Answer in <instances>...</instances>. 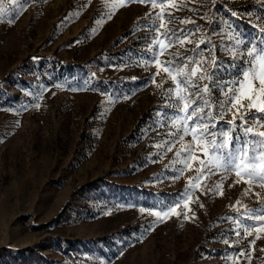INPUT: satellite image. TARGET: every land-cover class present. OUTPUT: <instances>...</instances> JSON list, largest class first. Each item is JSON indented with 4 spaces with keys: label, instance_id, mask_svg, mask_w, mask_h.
Wrapping results in <instances>:
<instances>
[{
    "label": "rangeland",
    "instance_id": "obj_1",
    "mask_svg": "<svg viewBox=\"0 0 264 264\" xmlns=\"http://www.w3.org/2000/svg\"><path fill=\"white\" fill-rule=\"evenodd\" d=\"M246 1L256 6L246 15L231 8ZM4 3L0 264H249L248 252H239L257 235L251 264H262L264 230L253 229L251 236L241 230L238 237L228 217L242 215L241 205L259 207L255 193L264 197V188L255 186L244 196L248 185L234 183L233 173L220 192L208 194L220 174L209 177L205 171L194 179L210 149L190 135L184 142H192L191 158L173 179L181 167L174 163L180 144L166 151V142L175 140L167 133L176 129L165 107L164 89L175 85L164 62L177 53L194 55L191 49L203 37L211 41L200 45L205 56L211 49L224 66L220 71H235L231 63L239 60L229 51L230 35H257L264 27V0H166L164 18L155 21L165 25L164 48L159 64L150 65L139 62L151 55L147 49L156 33L145 25L162 11L159 6L139 0H27L20 10ZM220 12L226 17H218ZM183 18L195 24H181ZM197 27L193 43L183 47H169L163 39L166 29ZM186 187L190 194L176 211L188 219L169 213L157 223L148 214Z\"/></svg>",
    "mask_w": 264,
    "mask_h": 264
},
{
    "label": "snow or ice",
    "instance_id": "obj_2",
    "mask_svg": "<svg viewBox=\"0 0 264 264\" xmlns=\"http://www.w3.org/2000/svg\"><path fill=\"white\" fill-rule=\"evenodd\" d=\"M25 2L27 0H7L8 4L20 10L23 9ZM128 2L132 3L136 0H128ZM139 2L151 3L153 8L159 6L162 9L152 23L145 25L146 30L156 35L152 37V45L147 49L151 55L147 60L139 62L146 65L159 64L157 55L162 54L164 48L161 43L160 29L165 28V25L157 24L155 21L164 18L163 5L166 0H159V3L157 0H139ZM7 11L4 0H0V14ZM149 15L151 13L146 14V18ZM232 15L235 16L236 13L233 12ZM168 17L169 22L174 19L171 12L168 13ZM107 18H111V13ZM180 22L195 24L191 18H183ZM198 32H200L199 27L166 29L163 39L168 41L169 47L176 44L183 47L185 42L193 43L192 37ZM230 39L234 41V44L229 51L234 61L239 60V62L231 63V68L235 71L228 79H222L217 75L224 66L217 61L212 50L208 49L209 56L206 57L205 50L200 49L201 44H211L210 39L205 41L203 37L191 49L194 55L181 56L177 53L173 59L164 62V72L171 77L175 85L164 89L169 101L165 107L172 110L171 124L176 129L175 132L167 133L175 137V140L166 142L168 144L166 151L170 152L175 144H180V149L175 153L177 160L174 163L181 164V167L175 169L176 175L173 179H176L184 173L187 161L191 158L192 142L198 139L206 141L210 152L205 155L209 158L207 163L202 161L203 169L197 170L198 174L194 179L200 180L201 174L205 171L209 177L220 174V181L208 188V194L218 193L222 188V182L234 173L237 177L234 183L243 181L248 185L243 192L244 196H248L255 186L264 188V130H262L264 129V27L260 28L257 35L252 38L236 33L230 35ZM239 49L242 50L238 51ZM209 57L211 63H209ZM209 67L212 68L211 72L208 70ZM158 74L159 72L155 73L150 78V82L154 83L155 75ZM205 80L207 83L201 84ZM157 87H162V84ZM216 91L221 98H215L214 102L213 93ZM36 107L39 105L37 104ZM228 114H231V119H225ZM164 115L167 116V113ZM189 135L192 137V142L185 143L184 138ZM158 147H165V144L162 143ZM190 191L191 188L186 187L174 200L161 201L153 205L152 208L156 211L148 212V214L155 215L158 218L157 223L164 217H168L169 213L183 215L184 219H188L186 213L177 212L176 209L189 196ZM255 196L260 203L259 207L247 208L237 200V205L245 208L244 213L235 218L228 217L232 219L235 225L233 231L238 237L241 235V230L245 236L253 235V229L257 232L264 230V203H261L264 197H261L259 192H256ZM239 210V208L236 209L237 212ZM140 211L143 213L146 210L141 208ZM188 211L191 209L189 208ZM259 238L257 235L249 242L248 249H241L239 252V256H244L245 251L248 252L246 259L249 264L254 251L253 246ZM262 264H264V258H262Z\"/></svg>",
    "mask_w": 264,
    "mask_h": 264
},
{
    "label": "trees",
    "instance_id": "obj_3",
    "mask_svg": "<svg viewBox=\"0 0 264 264\" xmlns=\"http://www.w3.org/2000/svg\"><path fill=\"white\" fill-rule=\"evenodd\" d=\"M256 6L253 4V3H251V2H245V3H242L241 5H239V6H236V7H231L233 10H236L237 12H239L240 14H243V15H246V14H248V12L252 9V8H255ZM226 17V14H224V13H222V12H220L219 14H218V17ZM239 27L237 26V27H235V30H237V31H239ZM242 29H247V27H245V28H242ZM241 30V29H240ZM232 73H233V71L232 70H223V71H220L219 73H217V75L220 77V78H222V79H228L231 75H232ZM213 96H214V100H215V98H221L220 97V95H219V92L218 91H216V92H214L213 93ZM16 99V98H15ZM102 240H105V239H103V238H100V239H98V241H102ZM37 262H39V261H37ZM38 264H40V263H38ZM51 264H54V263H51Z\"/></svg>",
    "mask_w": 264,
    "mask_h": 264
}]
</instances>
